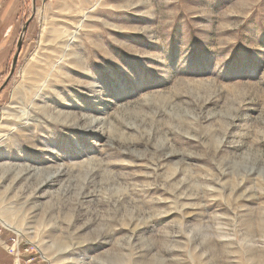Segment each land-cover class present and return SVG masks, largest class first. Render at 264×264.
I'll return each mask as SVG.
<instances>
[{
	"label": "rangeland",
	"instance_id": "obj_1",
	"mask_svg": "<svg viewBox=\"0 0 264 264\" xmlns=\"http://www.w3.org/2000/svg\"><path fill=\"white\" fill-rule=\"evenodd\" d=\"M29 18L0 264H264V0H0V85Z\"/></svg>",
	"mask_w": 264,
	"mask_h": 264
},
{
	"label": "water",
	"instance_id": "obj_2",
	"mask_svg": "<svg viewBox=\"0 0 264 264\" xmlns=\"http://www.w3.org/2000/svg\"><path fill=\"white\" fill-rule=\"evenodd\" d=\"M33 12H34V8H33ZM32 18V17H31ZM31 18H29V20L23 25L22 30H21V34L17 39L16 45H15V51L13 54V57L11 58V67H10V71L9 74L7 75L6 79L4 80V82L2 83V85H0V92L5 88V86L7 85L8 81L10 80L13 71L15 69L16 63H17V58L19 56V53L21 51V47H22V43L24 40V35H25V31H27L29 22L32 20Z\"/></svg>",
	"mask_w": 264,
	"mask_h": 264
},
{
	"label": "bare ground",
	"instance_id": "obj_3",
	"mask_svg": "<svg viewBox=\"0 0 264 264\" xmlns=\"http://www.w3.org/2000/svg\"><path fill=\"white\" fill-rule=\"evenodd\" d=\"M59 170L60 169H55V170H53V171H46L45 173H46V180L47 181H50V180H52V179H54L60 172H59ZM43 182H41V184H42ZM42 186V185H41Z\"/></svg>",
	"mask_w": 264,
	"mask_h": 264
}]
</instances>
